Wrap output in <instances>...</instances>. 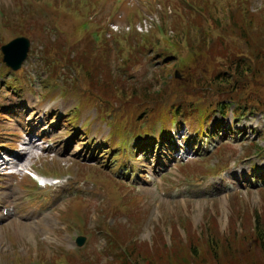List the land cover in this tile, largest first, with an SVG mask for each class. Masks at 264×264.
<instances>
[{
    "label": "rangeland",
    "instance_id": "1",
    "mask_svg": "<svg viewBox=\"0 0 264 264\" xmlns=\"http://www.w3.org/2000/svg\"><path fill=\"white\" fill-rule=\"evenodd\" d=\"M165 1L0 0V41L15 35L31 42L20 70L5 72L12 74L11 80L19 88L8 82L0 89L6 92L0 94V103L4 104H0V113L5 116L0 121V133H4L0 142L6 143L0 155L8 153L7 148L19 150L21 134H36L39 138L35 156L19 161L22 171L18 175L5 176L0 171V204L19 207L15 208L16 217L9 209L4 218L0 216V264H114L107 262L112 259L110 244H106L111 226L117 228L116 236L124 240L119 238L120 244L131 240L121 245L122 252L127 249L128 256L135 258L132 249L139 248L145 257L152 256L140 260V264H264L258 241L251 232L255 216L264 228V67L261 63L251 66L253 82L249 76L238 80V96L223 83L216 89L207 85V80L213 71L227 68L230 55L245 54L244 38L238 34L230 37L231 45L223 54L218 48L222 39L215 37L200 50L207 55L188 59L185 54L195 48L185 40L177 42L170 32L174 21L176 30L188 27L183 20L185 12L196 15L215 34L250 24V35L258 38L260 29L264 31V0ZM174 2L184 6L177 14L174 11L180 5ZM186 5H195L203 15ZM222 7L228 13L219 9ZM244 12L248 17H243ZM101 13L106 14L100 27L108 21V14H119L109 31L119 33L121 38L113 39L108 33L106 38L110 39L103 44L106 28L100 31L91 20L92 15L101 17ZM144 15L149 16L143 20ZM134 30L151 45L142 49L143 60L120 70L113 65L122 68L121 61L129 51L122 37ZM156 35H164V43ZM173 41L181 48L174 56L167 54L176 49ZM164 45L167 52L163 51ZM42 47L58 55L50 56L54 62L42 54ZM107 56L114 57L110 66L114 80L112 77L109 86L91 90L81 77L87 72L83 74L79 68L91 65L93 59L106 65ZM76 58L80 67L71 73L69 67L77 66L71 63ZM246 61L250 64L249 59ZM58 63L59 70L51 74L57 83L46 89V73ZM175 72L180 78L175 77ZM2 80L0 87L4 85ZM197 83L204 88L202 92L192 89ZM65 86L70 91L77 86L79 99L87 105L82 112L74 93L50 96L57 88L67 91ZM138 89L146 93L144 98L135 96ZM151 92L157 94L156 98L150 97ZM164 96L170 100L180 97V104H185L184 121L179 119L176 125H170V139L168 133L155 134L158 127L164 126L158 117L163 121L171 117L162 102L159 104ZM233 96L241 99L246 106L244 111L240 113L237 107L216 111L219 103L227 104ZM104 109L106 113L101 118L100 111ZM150 117L157 119L148 123ZM197 117L205 118L201 135L192 131ZM178 118L179 114L173 117ZM135 122L148 123V130L135 128ZM10 132L15 135H6ZM149 136L155 139L134 143L131 140ZM103 141L121 150L131 142L127 156L120 161L113 158L117 151H110L111 145ZM179 148L182 155L178 154ZM254 150L256 153L252 154ZM119 162L123 165H119L114 177L124 179L122 183L108 174ZM219 167L223 174L211 179ZM29 168L39 176L46 174L66 181L70 189L52 201H43L48 192H41L44 188L26 175ZM204 174L210 178H198ZM130 179L132 182L127 183ZM39 181L52 184L49 180ZM71 188L79 198L69 196ZM42 220L46 222L42 224ZM79 230L87 237L77 250L73 240L77 235L74 232ZM58 259L62 262H56Z\"/></svg>",
    "mask_w": 264,
    "mask_h": 264
},
{
    "label": "trees",
    "instance_id": "2",
    "mask_svg": "<svg viewBox=\"0 0 264 264\" xmlns=\"http://www.w3.org/2000/svg\"><path fill=\"white\" fill-rule=\"evenodd\" d=\"M219 3H221V2H219ZM204 5H205V7H208L207 4H204ZM204 5L202 8L203 11L200 9L202 12H205ZM179 8H182V6L181 5L176 6V10H175L174 14L178 13ZM214 9H216V8H214ZM219 9H222L228 13V9H224V7L219 8ZM219 9H217V10H219ZM231 9H233V8H231ZM234 9H236V8H234ZM243 10H245V9H243ZM182 14H186V15H184L185 18L183 20H185L184 22L188 25V27L181 29V30L180 29L176 30L175 21H174L173 24L170 26V32L172 33L173 38L176 39L177 42H179V40H181V41L185 40V43H189L192 45V47L195 48V51L188 52V53L207 55L205 52L200 51L202 49V47H208L209 41H212L213 39H215V37H221L222 40H221L220 44L218 45V48H219V50H223L224 51L223 54H225L226 49L231 45L230 37H234L238 34L239 36L244 38V41L246 42V45H247L245 47V54L243 55V54L238 53V54L230 55L228 58L227 68L221 72H214L213 71V73L211 74V76L207 80V85H214L216 89H217V86L219 85V83L226 84L227 88H228V86H230L229 88L231 89V92L238 96L239 95V92H237L239 89L238 80H241V78L243 76H245V77L249 76L250 81L253 82L254 81V79H253L254 75L251 72V66L256 65V63H261L262 66L264 67V31L262 29H260L261 35H260V37L256 38L255 36L250 35L252 28L248 31L250 24H247V25L243 24L244 28L235 27L234 29H231L228 32H224V34L218 35V34L213 33L211 30H209L205 26L204 22L198 20L196 16L190 15V14L185 13V12H183ZM243 17H248L246 12L243 13ZM162 23H163V19H162ZM251 27L257 29L256 25H254L253 23H251ZM161 28L164 30L163 27H161ZM157 32H158V29H156V33ZM227 37H228V39L224 40ZM156 38L159 40H162L159 37V35H156ZM134 39H135V41H134ZM104 42H105V40L103 41V44H104ZM135 42H137L136 46H135ZM139 42H140V36L134 31L131 35L126 36V44H127L129 51H128L127 58H123L121 61L123 67H128L131 64L133 65L137 62V59H139V53L141 51V50L137 49V45H139ZM146 42H147V40H146ZM206 43H207V46H203ZM180 50H181V48L178 47V53ZM185 55H183L182 57L184 58ZM66 58H68V57H66ZM246 59L250 60V64L248 63V61H246ZM70 60H73V59L71 57H69L68 62ZM106 60L108 61V63L106 65H103L97 59H96L97 62L92 61V64L89 66L83 65L82 67H80V64H77L78 60H76L75 62H71V63H74L75 66L77 65L75 68L80 67L79 70L81 71V73L84 74V72H87L86 76H81V77H83L82 81L88 82V84L91 87V90H94L96 87L97 88H103V87L109 86V84L112 83V77L114 80L113 73H112V71H110L111 61L114 60V58L112 56H107ZM115 61H117L116 58H115ZM100 74H102L101 76L103 78L99 77ZM105 77H107V78H105ZM203 77H204V75L202 73L200 75V78L202 79ZM259 85H262V84H259ZM192 89H195L198 92H202V90L204 88H201L199 83H197L194 86H192ZM179 91L181 92L182 90H179ZM179 91L176 92V93H178V95H179ZM149 95L152 98H156V96H157V94L155 92H151ZM135 96L137 98H139V97L144 98L146 96V93H141L140 89H138ZM177 100H180V101L177 102ZM161 102H162V106L165 107V110H176V111H178V113L183 112L181 110H185V104H183V103L180 104V102H182V98H180V97H179V99H177V97H176L173 100H170L169 96H164L159 100V104ZM227 102H228L227 104L219 103L216 106V110L221 109L222 111H225L231 105H233L234 107H237L239 109V112H242L246 109L245 108L246 106L241 104L242 101H241V99H239V97L233 96L232 98H229V100ZM174 103H177V104L172 108ZM261 103L264 106V101ZM253 107H255V106H253ZM247 113H249V112H247ZM252 223L253 224L251 227V232H252L253 236L256 238V240L258 241L259 247L262 251V255H263L262 257L264 258V228L260 226L258 216H255V219L253 218ZM232 244L233 243L229 244L230 248H231ZM229 245H227V246H229ZM173 246H171V247L174 248ZM132 250L136 253L135 258L129 257V259L133 260L134 262H128L126 259H123L122 261L117 259V262H115L114 264H140L141 263L140 260H146V259L149 260V258L151 259V257H152V256H150L149 258L145 257L144 253H142L139 250V248L138 249L133 248ZM146 255L149 256L150 253H147ZM142 257H144V258H142ZM137 260L139 262H137ZM151 264H153V263H151Z\"/></svg>",
    "mask_w": 264,
    "mask_h": 264
},
{
    "label": "water",
    "instance_id": "3",
    "mask_svg": "<svg viewBox=\"0 0 264 264\" xmlns=\"http://www.w3.org/2000/svg\"><path fill=\"white\" fill-rule=\"evenodd\" d=\"M28 41L25 39H17L2 48L3 61L13 70H18L26 58L28 50Z\"/></svg>",
    "mask_w": 264,
    "mask_h": 264
},
{
    "label": "bare ground",
    "instance_id": "4",
    "mask_svg": "<svg viewBox=\"0 0 264 264\" xmlns=\"http://www.w3.org/2000/svg\"><path fill=\"white\" fill-rule=\"evenodd\" d=\"M31 153H32V149L30 150L29 156L31 155ZM20 157H21V156H20ZM25 158H26V157H25ZM21 160H22V159H21ZM21 160H20V163H21ZM17 166H20L19 162L17 163ZM44 222H46V221H43V220H42V224H43Z\"/></svg>",
    "mask_w": 264,
    "mask_h": 264
}]
</instances>
